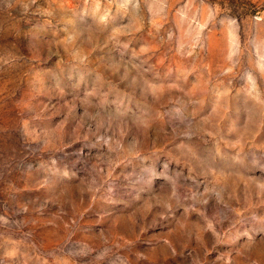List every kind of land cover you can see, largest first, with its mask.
<instances>
[{"label":"rangeland","instance_id":"obj_1","mask_svg":"<svg viewBox=\"0 0 264 264\" xmlns=\"http://www.w3.org/2000/svg\"><path fill=\"white\" fill-rule=\"evenodd\" d=\"M0 264H264V0H0Z\"/></svg>","mask_w":264,"mask_h":264}]
</instances>
